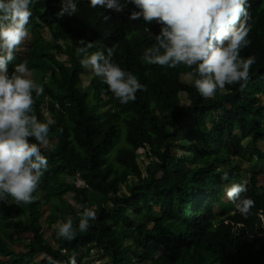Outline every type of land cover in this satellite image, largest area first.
Segmentation results:
<instances>
[{"label":"trees","instance_id":"trees-1","mask_svg":"<svg viewBox=\"0 0 264 264\" xmlns=\"http://www.w3.org/2000/svg\"><path fill=\"white\" fill-rule=\"evenodd\" d=\"M75 2L77 13L58 19L61 0H34L30 31L48 36L27 44L25 57L8 65L9 73L20 63L37 73L44 93L33 92L32 114L54 123L49 148L41 149L48 170L33 202L0 201V264H29L38 253L48 257L40 264H50L49 257L68 264L73 255L77 264L95 257L109 264H264V0H249L251 43L240 56L256 58L250 79L242 90L226 84L208 99L195 88V65L142 60L160 25L130 21L134 5L118 14L93 9L90 0ZM81 40L93 43L84 55L77 52ZM109 47L113 61L146 85L134 102L121 104L94 72L84 86L80 60ZM246 164L260 165L249 169L242 194L255 201L251 214L245 218L234 204L218 214L224 190L241 182ZM224 172L228 180L221 179ZM85 208L97 219L81 232ZM69 218L72 240L58 236ZM44 225H58L56 247ZM18 244L21 252L13 249Z\"/></svg>","mask_w":264,"mask_h":264},{"label":"clouds","instance_id":"clouds-1","mask_svg":"<svg viewBox=\"0 0 264 264\" xmlns=\"http://www.w3.org/2000/svg\"><path fill=\"white\" fill-rule=\"evenodd\" d=\"M34 0H0V201L11 196L17 203L33 202L32 193L37 189L48 159L41 149L49 148L52 120L40 122L32 114L33 92L36 97L44 93L42 85L30 78L25 63L16 64L9 73L8 65L15 60V53L30 37L26 28L33 15L30 4ZM56 13L58 19L72 16L78 11L75 0H61ZM134 5L128 19L143 20L145 24L160 25L158 34L152 35L155 43L144 50L142 60L148 64L175 68L196 66L191 75L197 76L195 88L202 98L213 97L225 85L239 84L241 90L250 79V68L255 56L241 58L240 51L250 45L248 39L251 14L249 0H90L89 7L98 6L113 13H124ZM108 21L110 15H104ZM150 32V29H147ZM77 52L84 55L93 47L92 42L81 40ZM106 52V54H105ZM115 49L106 48L80 60L96 77L102 78L108 89L121 104L136 100L137 91L146 90L131 72L122 70L113 61ZM33 137L35 142H29ZM222 180H228L224 172ZM248 181L226 187L227 199L247 218L255 201L242 194L248 191ZM96 212L85 208L78 228L81 232L96 220ZM58 236L72 240L75 236L71 218L60 224ZM50 264H60L49 257ZM68 264H77L76 257Z\"/></svg>","mask_w":264,"mask_h":264},{"label":"rangeland","instance_id":"rangeland-1","mask_svg":"<svg viewBox=\"0 0 264 264\" xmlns=\"http://www.w3.org/2000/svg\"><path fill=\"white\" fill-rule=\"evenodd\" d=\"M26 28L28 29V31L30 32V37L24 42V44H22L20 46V49L19 51H17L15 53V60H20L22 58L25 57V52L27 50V44L33 42L36 38H38L39 36H48L47 32L45 30H41V31H30V28H29V24L26 25ZM65 56H62V60H65ZM31 72V76L30 78L33 79L38 85H40V81H39V78H38V75L35 71H30ZM92 76V71L90 68H87L86 72L82 75L83 77V83H84V86H88L89 84V80ZM184 77L190 81L191 77L189 74H185ZM45 115L50 119V115L48 112H45ZM245 143L247 142L246 140L244 141ZM139 153L142 152V150H139L138 151ZM142 161V166L145 167L148 163V159H145L144 157H142L140 159ZM249 169H253V170H259L260 169V165L259 164H256V165H253L250 166L246 164V168H245V171L243 172V176H242V180H247L248 181V184H249V181H250V170ZM239 182V183H241ZM235 181H232L229 183L228 186H230L231 184H239ZM224 194H225V190H224ZM68 196H73L72 193H70ZM233 209V203L230 202L227 197H226V194L223 195L222 197V202L221 204L217 205L216 206V211L218 214H224V213H227V212H231ZM58 230V225H55V226H52L51 228H48L47 226L44 225V233H45V237L48 239V241H50V243L53 245V246H57V242H56V238L58 236H56L55 239H53V234ZM22 243H25V241L22 239ZM16 251H19L21 252L23 250V247L21 246V244L17 245V246H14V248ZM101 251V250H100ZM99 249L97 248H93L92 249V254H95V253H100ZM99 257H95L94 258V261L90 262L91 264H109V260L106 258V257H103L102 259H98ZM48 259V257L43 254V253H38L35 257H32L30 260H29V264H40L41 261H44Z\"/></svg>","mask_w":264,"mask_h":264}]
</instances>
